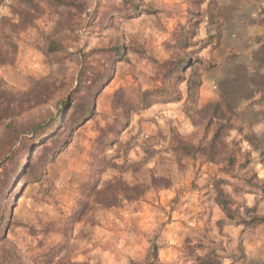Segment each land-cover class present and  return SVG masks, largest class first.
Returning a JSON list of instances; mask_svg holds the SVG:
<instances>
[{
  "label": "rangeland",
  "instance_id": "obj_1",
  "mask_svg": "<svg viewBox=\"0 0 264 264\" xmlns=\"http://www.w3.org/2000/svg\"><path fill=\"white\" fill-rule=\"evenodd\" d=\"M36 1L0 0V264L143 263L155 245L162 264H264V0ZM178 59L185 69L166 77L161 64ZM159 87L181 100L132 113L96 151L116 92ZM223 99L233 111L216 162L176 154L173 134L209 145L203 108ZM69 102L53 142L42 127ZM58 143L53 161L41 153ZM119 181L147 191L112 204Z\"/></svg>",
  "mask_w": 264,
  "mask_h": 264
},
{
  "label": "trees",
  "instance_id": "obj_2",
  "mask_svg": "<svg viewBox=\"0 0 264 264\" xmlns=\"http://www.w3.org/2000/svg\"><path fill=\"white\" fill-rule=\"evenodd\" d=\"M45 1L49 7L55 8L57 5H70L69 2L66 0H41ZM20 5H24L29 10H38L39 9V2L36 0H19ZM21 15L29 16L31 18L30 13H26L22 10L20 12ZM32 17L30 21L33 19ZM260 67H264V45L262 46L258 59H257ZM185 64H187V61H183L182 59L178 60H166L161 64V68L165 71L166 77H172L177 78V75L179 71L185 69ZM110 81V80H109ZM108 81V83H109ZM106 85V84H105ZM177 92H172L167 88L159 87L154 88L147 91H142L138 94L136 97H131L130 95H127V93L124 90H119L116 92L114 99H113V111L117 115V118H115L114 122L112 124H109L105 130L102 131L101 136L98 138L97 141V147L96 151L103 153L105 151V148L110 147L113 143V139L110 138L113 135H119L122 131H124L130 123V115L132 113L136 112H142L144 110H147L151 108L152 106L160 103L165 102H173V101H180L181 97L180 94H176ZM251 98V97H250ZM249 99V97H248ZM69 104L71 105V102L66 104V107L64 110L59 111V113L56 115L55 119H53L51 122L43 125V130H45L46 135H52L53 142L60 141V136H63L64 128L60 127V122L66 120L68 121L70 119L71 110L72 107H69ZM232 108L229 105L228 101L223 99V101L207 105L203 108V112H205L210 117V123L214 126V134L213 138L210 141L209 145L202 146L199 145L197 147L188 144L184 142V140L178 136L173 134V149L176 154L182 156V157H191L196 156V154L201 155L206 158L207 162L215 163V157L218 154L219 151H223L224 149H227V146L222 141L223 133L225 130L230 129V121L229 114L232 113ZM95 113L94 107L87 108L82 113V122H87ZM81 119L80 118H74L72 122L74 123V126L72 127V131L75 129V126H79ZM214 121H217L214 125ZM71 132V130H70ZM70 136V134H69ZM58 148L54 150L51 154L49 153L48 146L45 144H42L40 146L41 153L47 156H50L51 161H53L56 157L57 150L61 148V144H57ZM223 155V154H222ZM232 158V156H231ZM23 167V168H22ZM22 167H19L18 171H27V173H30V166L28 164L23 165ZM22 168V169H21ZM119 186L126 187V190H122L123 194H120L116 190V188H110L106 191V199H111V203H117L119 198L123 197L126 198L129 201L138 200L147 190H143L142 192H138L133 187H129L126 183L123 182H117ZM97 188V185L93 186V189ZM123 195V196H122ZM217 203L225 213L226 217L228 219H233V212L229 206V202L227 198L225 197V194L222 190L217 192ZM5 216L0 215V228L5 227L4 220ZM133 264H162L158 255V247L155 245L152 247V249L149 252L148 258L143 263H133Z\"/></svg>",
  "mask_w": 264,
  "mask_h": 264
}]
</instances>
